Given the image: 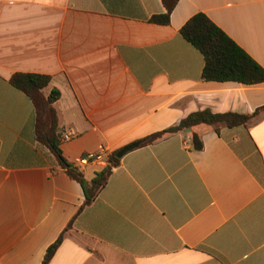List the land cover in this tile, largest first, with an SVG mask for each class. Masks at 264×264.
<instances>
[{
  "label": "crops",
  "instance_id": "1",
  "mask_svg": "<svg viewBox=\"0 0 264 264\" xmlns=\"http://www.w3.org/2000/svg\"><path fill=\"white\" fill-rule=\"evenodd\" d=\"M0 0V264H264V113L246 126L200 127L125 155L98 198L38 143L18 73L51 78L64 157L111 154L205 109L253 114L264 83L202 80V54L181 35L206 14L264 68V0ZM104 167L84 171L92 181Z\"/></svg>",
  "mask_w": 264,
  "mask_h": 264
},
{
  "label": "trees",
  "instance_id": "2",
  "mask_svg": "<svg viewBox=\"0 0 264 264\" xmlns=\"http://www.w3.org/2000/svg\"><path fill=\"white\" fill-rule=\"evenodd\" d=\"M180 0H162L164 12L153 16L151 22L167 26ZM182 37L196 48L204 57L202 80L206 82H234L243 85L264 83V68L242 49L224 30L217 26L206 14L198 13L193 16L181 30ZM11 84L24 92L32 101L35 108V133L39 144L46 147L56 158L60 167L68 176L81 184L86 206L94 202L106 187L113 169L120 166L118 152L113 153L108 165L92 181H87L84 172L74 163L69 162L61 148L63 131L59 124L58 112L55 108L60 100V92L56 89L49 93L47 89L51 78L45 75L18 73L11 78ZM264 113V107L253 114L225 113L217 114L210 109L200 110L188 115L178 125L153 134L139 141L140 147L153 145L170 136L184 133L190 139V150L201 152L204 141L200 127L218 131L221 126L235 128L246 126L254 118ZM190 130V133H186ZM73 221L68 225L61 237L49 247L42 264H50L60 248L65 234L71 229Z\"/></svg>",
  "mask_w": 264,
  "mask_h": 264
},
{
  "label": "built area",
  "instance_id": "3",
  "mask_svg": "<svg viewBox=\"0 0 264 264\" xmlns=\"http://www.w3.org/2000/svg\"><path fill=\"white\" fill-rule=\"evenodd\" d=\"M70 140V135H64L62 137V141ZM111 155V151L107 147L101 146L97 152L85 154L75 159L73 163L83 172L91 164H97L100 167L105 168L108 165V161Z\"/></svg>",
  "mask_w": 264,
  "mask_h": 264
},
{
  "label": "water",
  "instance_id": "4",
  "mask_svg": "<svg viewBox=\"0 0 264 264\" xmlns=\"http://www.w3.org/2000/svg\"><path fill=\"white\" fill-rule=\"evenodd\" d=\"M186 133H190V130H187ZM140 147V144L139 143H134L132 145H129V146H126L124 147L122 150H120L117 154V157L119 159H122L125 155H127L129 152L137 149Z\"/></svg>",
  "mask_w": 264,
  "mask_h": 264
}]
</instances>
